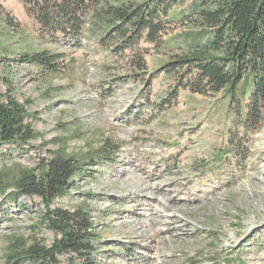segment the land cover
<instances>
[{
	"label": "rangeland",
	"instance_id": "rangeland-1",
	"mask_svg": "<svg viewBox=\"0 0 264 264\" xmlns=\"http://www.w3.org/2000/svg\"><path fill=\"white\" fill-rule=\"evenodd\" d=\"M194 1L174 6L159 49L141 43L147 51L139 69L127 52L113 55L89 37L79 45L41 38L19 0H0L1 16L21 33L4 39L9 52L0 54V98L6 70L16 98L35 116L27 121L36 132L22 146L0 144V171L39 168L64 130L79 135L69 141L70 152L105 138L117 144L114 161L85 166L75 193L51 204L86 203L100 264H264V124L244 129L249 78L230 105L222 91L202 96L188 89L167 102L177 80L157 73L170 54L186 50L182 35L194 28L187 13ZM24 50L59 53L60 71L49 77L32 63L15 62ZM43 210L37 197L14 202L0 192V264H10L11 236L51 244L54 234L39 222ZM57 259L80 264L67 255Z\"/></svg>",
	"mask_w": 264,
	"mask_h": 264
},
{
	"label": "trees",
	"instance_id": "trees-1",
	"mask_svg": "<svg viewBox=\"0 0 264 264\" xmlns=\"http://www.w3.org/2000/svg\"><path fill=\"white\" fill-rule=\"evenodd\" d=\"M19 1L38 24L39 37L72 39L77 45L83 37H89L113 55L127 52L130 63L141 69L142 53L147 51L141 43L159 49L167 42L165 37L174 21L171 12L183 0ZM2 9L0 4L1 56L9 52L4 39L21 35L8 16H1ZM187 13L194 28L182 35L186 50L170 54L157 69V73L164 72L177 80L167 102L175 100L179 90L188 89L202 96L222 91L230 105L238 98L240 82L248 77L251 90L245 104L244 129H259L264 124V0H197ZM14 60L32 63L49 77L60 71L59 53L51 50H24ZM7 74L5 70L2 77L5 91L0 98V144L22 146L36 138L27 121L35 116L16 98ZM25 103L29 105L30 100ZM70 131L64 130L55 140V150L39 168L7 167L0 171L3 196L14 202L23 196L39 198L44 206L39 222L54 234L50 245L18 235L8 238L6 255L10 264H58V255H67L80 264H100L96 258L99 236L86 203L73 209L52 208L51 204L56 198L75 193L85 166L114 161L119 146L105 138L84 152H70L69 141L79 136Z\"/></svg>",
	"mask_w": 264,
	"mask_h": 264
}]
</instances>
